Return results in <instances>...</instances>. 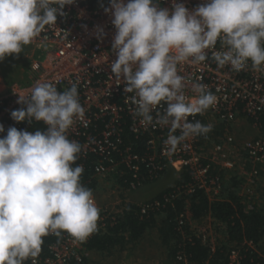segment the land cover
I'll use <instances>...</instances> for the list:
<instances>
[{
    "label": "clouds",
    "instance_id": "1",
    "mask_svg": "<svg viewBox=\"0 0 264 264\" xmlns=\"http://www.w3.org/2000/svg\"><path fill=\"white\" fill-rule=\"evenodd\" d=\"M74 3L0 0V61L21 53ZM109 5L101 0L116 29L111 72L125 85L124 93L132 94L126 103L142 126L168 127L167 154L191 138L207 137L213 125L189 117L217 104L216 94L199 82L202 77L191 82L195 95L186 94L189 81L181 66L200 65L211 52L219 68L239 72L250 61L264 70V0H205L193 9L177 0L171 7H161L160 0H109ZM96 35L101 39L106 33L97 26ZM79 83L59 91L55 82L38 80L30 95L18 93L17 103L26 108L12 110V119L42 121L46 128L29 132L13 126L0 138V264H25L30 258L36 264L43 237L50 234L66 232L85 242L98 230L100 209L92 189L81 183L83 165L76 164L83 146L68 136L77 121L88 124Z\"/></svg>",
    "mask_w": 264,
    "mask_h": 264
},
{
    "label": "built area",
    "instance_id": "2",
    "mask_svg": "<svg viewBox=\"0 0 264 264\" xmlns=\"http://www.w3.org/2000/svg\"><path fill=\"white\" fill-rule=\"evenodd\" d=\"M177 2L193 9L205 0ZM171 3L172 0H160L161 7H171ZM100 4L93 6L90 0H75L74 4L65 5L63 11L66 15L58 14L56 24L46 26L29 44L34 49L32 67L36 75L32 80L7 82L0 73V124L5 128L0 138L6 136L7 129L13 126L29 132L46 128L42 121L18 122L11 117L12 110L26 108V104L17 103L18 96L30 95L36 81L55 82L58 90L63 91L71 86L70 82L78 79L79 99L86 109L88 124L84 126L77 121L68 136L83 146L76 164L83 165V174L88 177L87 181L81 182L83 185L87 187L96 181L95 186L89 187L96 204L95 188L101 182H108L113 192H123L121 180L125 175L131 174L132 180L129 184L127 180L125 182L129 185L127 190H133L146 185L144 182L159 179L169 169L180 172L187 169L192 175L191 182L185 189L176 188L171 196L165 198L166 201L196 189H202L210 199L218 200L215 196L223 190V178L230 175L243 186L242 201L248 209H254V202L250 200L261 176L255 166L262 164L264 170V70L254 69L250 61L239 72L232 71L230 66L219 68L211 59V52L209 59L200 65L181 66V74L189 81L185 90L188 96L195 95L191 92V82L198 77H202L199 82L207 84L216 94L217 104L203 115L213 127L222 124L224 129L221 134L212 133L208 139L202 136L191 138L174 153L167 154L163 142L167 138L168 127L142 126L130 111L133 106L126 103V97L132 94L124 93L125 85L116 81L111 72L110 64L117 59L111 49L116 29L111 23V13H105ZM103 4L110 6L109 0H104ZM97 26L106 33L101 39H97ZM219 49L217 43L216 50ZM159 110L163 111V108ZM189 120H199L198 114L190 116ZM243 120H252L259 130L255 138L237 139L235 129ZM142 138L145 147L140 151L138 141ZM249 164L254 168L248 169ZM116 200L119 201L118 206L115 205L118 208L97 205L100 218L96 232L105 231L107 219L115 220L117 214L123 212L122 199L117 197ZM155 203L160 204L158 201ZM140 205L142 213H146L149 205ZM93 234L85 242L75 240L66 232L61 237L50 234L55 236V240L47 243L46 249L43 243L36 264L83 263L91 254L88 243ZM196 236L210 244L213 250L217 247L210 236L203 233ZM239 261V251L235 249L231 253V263L238 264ZM25 264H32L31 258Z\"/></svg>",
    "mask_w": 264,
    "mask_h": 264
},
{
    "label": "trees",
    "instance_id": "3",
    "mask_svg": "<svg viewBox=\"0 0 264 264\" xmlns=\"http://www.w3.org/2000/svg\"><path fill=\"white\" fill-rule=\"evenodd\" d=\"M90 3L96 6L101 3V0H90ZM198 117L202 123H208L205 115L198 114ZM223 129L224 125L217 124L207 137H202L208 139L212 133L221 134ZM144 147L142 138L138 141V149L143 151ZM252 167L254 168L253 164L248 165V169ZM255 167L263 175L262 164H257ZM143 172L146 174L145 170ZM87 180V175L82 174L81 182ZM125 180L129 184L132 180L131 174L125 175L121 180L124 190H127L129 185ZM191 180V173L184 169L176 180L175 186L168 187L155 197L143 202L149 205L146 213H142V206L139 203L123 202V212L117 214L115 220L107 219L106 230L95 232L90 238L88 243L90 252L112 254L114 250L132 251L143 241L147 233L155 230L158 239L166 249L165 256L158 264H232L231 253L235 249L239 251L238 264H264V206L248 209L241 196L233 192L228 199L213 200L202 189H196L191 193L183 194L182 197L166 201L165 198L171 196L176 188L185 189ZM153 182L155 180H149L144 184ZM95 183L96 181L93 180L87 187L95 186ZM139 188L141 187L133 190ZM157 201L159 205H156ZM209 214L226 226L224 240L215 250L210 244L204 243L192 230L193 221L201 220ZM44 239L46 249V244L55 240V236L48 235ZM90 256L86 257L83 263L74 261L73 264H105L102 261L93 262Z\"/></svg>",
    "mask_w": 264,
    "mask_h": 264
},
{
    "label": "rangeland",
    "instance_id": "4",
    "mask_svg": "<svg viewBox=\"0 0 264 264\" xmlns=\"http://www.w3.org/2000/svg\"><path fill=\"white\" fill-rule=\"evenodd\" d=\"M33 55L34 49L30 45H25L21 53L6 56L3 61H0V73L2 74L4 80L7 82H28L32 80L36 75L32 67ZM242 122H240L235 130L237 132L235 134L238 140L244 141L252 139L259 134L256 127L254 130L251 129L252 126H249V129L246 130V125ZM243 130L247 131V134L245 135L246 137L244 136L240 138L238 133L243 134ZM180 174V171L169 169L159 179H156L155 182L146 184L136 190H124L123 192H113V189L110 187L108 182H101V184H98L95 188L97 205H106L107 208H118L115 206H118L119 202L116 200L117 197L122 199V205L123 202H128L125 199H129V202L134 201L141 204L144 200H149L155 197L168 187L175 186V182ZM223 181L225 184L224 189L215 196L218 200L228 199L230 193L232 192L242 196L243 186L239 181L234 180L230 175L224 176ZM253 193V198L250 201L254 202L255 207H263L264 174L259 177L257 186ZM135 194H140L139 196H141L143 200L134 199L133 196H135ZM192 227L194 234L197 235L203 233L206 236H210L211 240L216 243V246L222 244L224 240V230L226 228L225 224L216 220L210 214L201 220L193 221ZM130 252L131 254L128 255ZM165 253V247L158 239L157 232L153 230L147 233L143 241L134 247L132 251L114 250L112 254L93 251L90 254V258L93 262L102 261L105 264H158L160 259L165 256Z\"/></svg>",
    "mask_w": 264,
    "mask_h": 264
},
{
    "label": "crops",
    "instance_id": "5",
    "mask_svg": "<svg viewBox=\"0 0 264 264\" xmlns=\"http://www.w3.org/2000/svg\"><path fill=\"white\" fill-rule=\"evenodd\" d=\"M243 124H245L246 125V130L247 129H249V126H252V128L251 129H254L255 128V126L253 125V123H252V121H249V120H246V121H243L242 122ZM244 125V126H245ZM238 127V126H237ZM257 129V128H256ZM236 130V129H235ZM246 130H243V134H240V133H238V136L240 137V138H242V137H244L246 134H247V131ZM255 130V129H254ZM258 130V129H257ZM236 132V131H235ZM237 133V132H236ZM258 133H259V130H258ZM246 137V136H245ZM264 174V173H263ZM140 194H135V196H133V198L135 199H138V200H143L142 199V197L141 196H139ZM126 201H128L129 202V199H125ZM146 200H148V199H146ZM146 200H144V201H146ZM131 202V201H130ZM134 202V201H133ZM143 203V202H142ZM125 251H127V250H125ZM129 251V250H128ZM128 255H129V253H128ZM89 264H92V263H89Z\"/></svg>",
    "mask_w": 264,
    "mask_h": 264
}]
</instances>
